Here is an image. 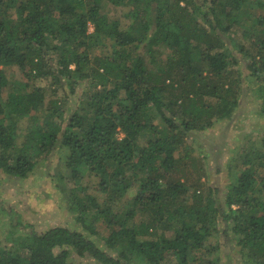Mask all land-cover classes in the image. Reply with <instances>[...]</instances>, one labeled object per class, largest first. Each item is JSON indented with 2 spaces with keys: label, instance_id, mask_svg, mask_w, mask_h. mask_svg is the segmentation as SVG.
Listing matches in <instances>:
<instances>
[{
  "label": "trees",
  "instance_id": "16d2710c",
  "mask_svg": "<svg viewBox=\"0 0 264 264\" xmlns=\"http://www.w3.org/2000/svg\"><path fill=\"white\" fill-rule=\"evenodd\" d=\"M246 112L260 134L222 182L192 143ZM261 122L264 0H0V176L57 155L80 223L9 233L0 264H221L234 247L264 264Z\"/></svg>",
  "mask_w": 264,
  "mask_h": 264
},
{
  "label": "rangeland",
  "instance_id": "374dc122",
  "mask_svg": "<svg viewBox=\"0 0 264 264\" xmlns=\"http://www.w3.org/2000/svg\"><path fill=\"white\" fill-rule=\"evenodd\" d=\"M111 14L119 15L115 9L111 10ZM17 73V69H7L9 77H14V74L18 75ZM40 84L44 86L45 81H41ZM256 119V116L246 112L235 122V125L233 123L227 125L226 131H222L223 137H226L224 140L221 139V135H218L219 131L221 133L220 126L222 124L219 126L217 124L213 131L202 134V137L197 138L196 143H192V145L201 144L207 151L219 152L218 157L224 166L221 169L222 182L227 179L226 164L228 165L232 157H237L236 151L246 144L247 139L256 138L260 134L253 131ZM187 143L190 144V141L187 140ZM214 146H218L219 151L218 147L214 148ZM194 154L196 156L197 150ZM196 158L198 160L200 156ZM57 159L58 157L55 155L48 157L42 163L40 162L35 167L34 173L25 179H6L0 174L1 240L5 241L9 233L13 236L32 230L39 233L56 225L80 228V223L75 219V211L70 209L68 191L66 190L71 186V183L57 174V171L62 167L61 162ZM209 164L212 165L213 162L209 161ZM63 175L66 176L67 172H63ZM210 176L211 179L213 175L210 174ZM133 191V189L130 190V195L133 194ZM93 226L100 232V236L106 234L104 226L99 221L95 222ZM209 242L210 244L215 243L216 237L209 239ZM222 253L227 255L222 258L221 264H243L242 257L235 247L233 250H222ZM216 254L217 252L210 254V263L214 262ZM72 260L74 264H100L89 256H80L76 253L72 254Z\"/></svg>",
  "mask_w": 264,
  "mask_h": 264
}]
</instances>
